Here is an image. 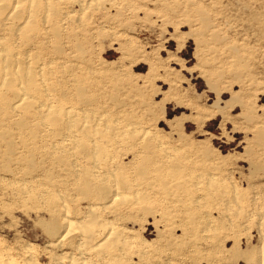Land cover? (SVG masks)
I'll list each match as a JSON object with an SVG mask.
<instances>
[{
    "label": "rangeland",
    "instance_id": "1",
    "mask_svg": "<svg viewBox=\"0 0 264 264\" xmlns=\"http://www.w3.org/2000/svg\"><path fill=\"white\" fill-rule=\"evenodd\" d=\"M19 1L0 15L19 67L0 77V264H264V0ZM64 217L118 237L51 248Z\"/></svg>",
    "mask_w": 264,
    "mask_h": 264
},
{
    "label": "bare ground",
    "instance_id": "2",
    "mask_svg": "<svg viewBox=\"0 0 264 264\" xmlns=\"http://www.w3.org/2000/svg\"><path fill=\"white\" fill-rule=\"evenodd\" d=\"M12 2L13 3H15L14 4V6L15 5H17L19 2H21V1H19V0H12L11 1V3L9 2L8 3V0H0V15H3V13H6L7 11V9L9 8V7H11L12 6ZM51 2V1H50ZM77 2V1H76ZM81 2V1H80ZM83 2H85V0L83 1ZM88 2V1H87ZM92 3V2H91ZM49 5V4H48ZM12 9V8H11ZM16 9V8H15ZM14 9V10H15ZM10 10V9H9ZM40 11V10H39ZM14 13H12L11 15H13ZM9 18V20H10V17H8ZM12 18V17H11ZM4 19H5V17H4ZM8 20V19H7ZM8 20V21H9ZM11 21H12V19H11ZM1 22V21H0ZM22 37V36H21ZM9 59H11V57L9 58V56H7V49L4 47V44L1 46V44H0V77H5L6 79H3L4 80V82H8L7 83V86H9L11 83H12V80L13 79H16V75H17V77H18V75H19V67H16V69L13 71V69L11 70L12 71V73L10 72V70H9V68L7 67V66H3L2 64L3 63H5V62H7ZM27 64V63H26ZM20 81H24V83L26 84V82L27 83H29L31 80V77L29 76V75H27V76H25V77H23V76H21L20 78ZM6 80V81H5ZM3 84H5V83H3ZM12 85V84H11ZM6 86V85H5ZM28 89V88H27ZM27 92V91H26ZM24 96H27V97H29L27 94H25ZM27 97H25L26 98V100L28 101V99H30V97L29 98H27ZM23 100H24V98H23ZM21 107V104H17L15 107H14V110H16V109H19ZM50 113H52V112H50ZM73 112H69V113H67L66 115V117H68V114H72ZM75 114V113H74ZM49 116H51V114L49 115ZM55 116H56V114H55ZM75 116V115H74ZM54 117V116H53ZM72 118H74L73 116H71ZM54 118H56V117H54ZM58 118V117H57ZM68 119H69V117H68ZM56 120V119H55ZM67 120V119H66ZM49 121V120H48ZM71 121V120H70ZM75 121V120H74ZM55 122V121H54ZM86 122V121H85ZM52 123V122H51ZM56 123V122H55ZM86 124V123H85ZM74 125V124H73ZM98 125V124H97ZM100 125H101V123H100ZM85 126V125H84ZM70 128V127H69ZM72 128V127H71ZM76 129V128H75ZM76 132V131H75ZM90 132H92V131H90ZM97 132V131H96ZM87 134V133H86ZM89 135V134H88ZM76 136V135H75ZM145 137V139H147L146 138V136H147V134H145L144 135ZM75 138H77V137H75ZM91 139H92V137H90ZM149 138V137H148ZM79 141V140H78ZM77 141V142H78ZM92 141V140H91ZM149 141V140H148ZM99 143V142H98ZM94 146V145H93ZM100 146V145H99ZM88 147V146H87ZM106 151V150H105ZM91 155V154H90ZM99 168V167H98ZM101 168V167H100ZM100 168H99V170H100ZM102 169V168H101ZM114 189H112V190H110L109 189V192L111 191V193H112V195L113 196H115V197H118V184H115L114 186ZM110 206H111V204H108V205H104L103 206V208L102 209H104V210H107V209H110ZM98 211V209L96 208V207H93V208H90L89 209V213L91 214V215H93V213L95 212V211ZM95 214V213H94ZM67 217V216H66ZM66 217H64L65 219L63 220L64 221V223L66 224V226L68 227V229H67V233H66V235H64L63 237H61L60 238V240L57 242V243H55V244H52V245H50V247L51 248H54V247H59V246H61L62 245V243H63V239L67 236V235H69V233H70V231L72 232V228H74V227H76L77 226V223H75L74 221H72V220H68ZM90 218V217H89ZM88 219V218H87ZM77 222V221H76ZM85 222V221H84ZM83 222V223H84ZM86 225L87 226H84V230L83 229H80V227H76V229H75V231H76V234L78 235V237H80V240H81V242H79V244L77 245V246H80L81 247V249H82V252L83 251H86V247H87V249L88 250H94V251H96V250H98L99 248H101L109 239H110V237L111 236H114V235H116V237H118L117 235V233L115 232V230H114V228L112 227V224L111 223H109V222H99V223H97L96 222V219L93 217V218H91L90 220H89V222L88 223H86ZM82 226V225H81ZM74 230V229H73ZM100 231V232H99ZM98 232H99V235H104V234H106V235H104V237H103V240L101 241V243H98V244H96V245H94L95 244V241L97 240V237H99L100 238V236L98 235ZM104 233V234H103ZM115 238V237H114ZM114 238H113V240H114ZM120 239V236H119V238H117V240L115 241L114 240V245L116 246L115 247V250L116 251H118V252H122L128 245H127V243L128 242H126V244H124L125 242H123L122 240H119ZM79 240V241H80ZM65 241V240H64ZM126 241V240H125ZM72 242V241H71ZM82 243V244H81ZM131 243V242H130ZM105 246H107L106 244H105ZM105 246H103V247H105ZM114 248V247H113ZM128 249V248H127ZM100 250V249H99ZM98 250V251H99ZM113 251V250H112ZM126 251V250H125ZM97 252V251H96ZM117 252V253H118ZM89 254V253H88ZM102 255V254H101ZM261 255L264 257V246H262V248H261ZM64 257V256H63ZM111 259V258H110ZM70 261V260H69ZM75 261V260H74ZM78 261V260H77ZM73 262V259L71 260V263ZM70 263V262H69Z\"/></svg>",
    "mask_w": 264,
    "mask_h": 264
}]
</instances>
